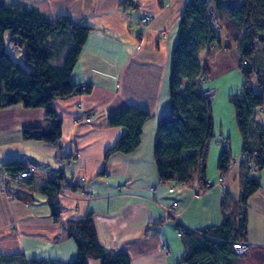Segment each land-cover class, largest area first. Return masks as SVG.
Masks as SVG:
<instances>
[{
  "label": "crops",
  "instance_id": "1",
  "mask_svg": "<svg viewBox=\"0 0 264 264\" xmlns=\"http://www.w3.org/2000/svg\"><path fill=\"white\" fill-rule=\"evenodd\" d=\"M2 1L35 7L50 19L66 15L91 30L70 77L73 83L88 84L89 91L53 103L62 121L58 144L22 137L24 126H47L43 108L19 103L0 108V170L13 159L41 168L31 176L35 183L17 187V196L0 190V254L70 262L76 246L67 236L65 221L90 212L99 243L125 251L130 264H184L185 245L176 232L178 223L191 230L202 229L220 223L224 212L241 208L242 140L230 102L244 82L236 45L223 29L214 26V47L200 53L209 75L201 88L212 91L208 101L214 136L206 161L208 186L194 192L193 185L198 186L194 181L169 191L174 183L159 180L153 146L158 121L170 109L171 54L187 0ZM144 15L151 17L147 25L140 21ZM7 48L13 51V45ZM251 82L259 91L257 83ZM78 102L82 109L77 108ZM129 105L150 114L142 126L140 143L129 154L112 153L105 159V151L124 131L109 126L108 116ZM85 115L91 119H82ZM254 119L258 124L264 122L261 115ZM225 143L231 164L221 174L217 163ZM73 176L84 181L74 187L69 184ZM252 176L259 180L246 206L245 241L252 247L237 264H264V167ZM49 180L57 181L58 221L46 197L37 191L38 185ZM175 200L177 206L172 208ZM170 209L172 215H167ZM87 264L100 262L88 258Z\"/></svg>",
  "mask_w": 264,
  "mask_h": 264
},
{
  "label": "trees",
  "instance_id": "2",
  "mask_svg": "<svg viewBox=\"0 0 264 264\" xmlns=\"http://www.w3.org/2000/svg\"><path fill=\"white\" fill-rule=\"evenodd\" d=\"M213 1L221 29L241 54L239 66L244 82L242 90L230 96V102L242 140V153L261 152L256 157L258 171L264 167V122H255L253 108L264 104V72H259L253 62L258 46L264 51V0H238L234 9L223 4L227 0ZM126 2L131 3V0ZM90 30V26L69 16L50 19L35 7L28 8L22 3L6 4L0 0V108L18 103L26 108L41 107L47 120L46 127L24 126L21 130L24 139L58 144L62 121L54 109V101L86 93L90 89L88 85L82 90V84L73 83L70 79ZM216 39L206 2L187 0L171 54L170 109L158 121L153 146L161 182L189 185L195 181L199 188L208 186L206 161L214 136L213 119L210 102L198 77L207 75L200 62V53ZM8 44L13 45V51L7 48ZM244 61L247 64H243ZM252 75L256 77L259 91L253 88ZM149 118L146 110L133 105L110 114L108 125L123 127L124 131L105 151V159L112 153L129 154L135 150L140 143L142 126ZM230 158L228 145L223 146L217 163L221 174L228 171ZM26 166L24 162L13 159L6 161L2 169L15 174ZM241 166L244 172L239 198L241 208L224 212L218 224L185 231L180 237L185 245L181 259L184 264L238 263L240 256L233 243L246 240L247 199L259 187L257 178L250 176L245 179L246 168L243 163ZM58 177L62 178L61 173ZM22 183L35 182L30 177ZM37 191L46 197L51 215L58 221L57 181L49 180L38 185ZM65 224L67 236L74 240L76 246L72 261L26 259L24 254L15 253L0 254V264H87L88 258L98 259L100 264H130L125 251L110 250L99 243L90 212L80 218L68 219Z\"/></svg>",
  "mask_w": 264,
  "mask_h": 264
},
{
  "label": "built area",
  "instance_id": "3",
  "mask_svg": "<svg viewBox=\"0 0 264 264\" xmlns=\"http://www.w3.org/2000/svg\"><path fill=\"white\" fill-rule=\"evenodd\" d=\"M206 2L207 5V14L208 17L210 19V24L212 26H217L220 27V22L218 20L217 14H216V10H215V4L213 0H204ZM239 1L238 0H227L224 1L223 4L230 9H234L237 5H238ZM151 20V17L149 15H144L141 17L140 21L141 23L147 25ZM162 34L163 37H165L164 32H160ZM214 43H210L208 45L211 46ZM244 64H247L246 61H244ZM209 79V77L207 75H201L198 77V82L199 83H203L205 81H207ZM88 88V84H82L81 85V89L85 90ZM210 93L209 89L204 90V95L206 96L207 99H209L208 94ZM82 102H78L77 103V108L78 109H82ZM253 114L254 116L257 115H261L263 116L264 119V104L262 105H258L256 107L253 108ZM82 119H84L85 121H89L91 119L90 116L85 115ZM264 143V142H263ZM228 144L225 143L224 146H227ZM261 154V152L259 150H255L253 152L250 153H241L240 155V162L243 163L245 165L246 168V175H245V179H248L250 176H252L256 171H257V161H256V157L259 156ZM230 162L228 164V166H230ZM40 166L37 163H29L25 169L16 172L15 174L1 169L0 170V190L2 192H5L6 194L10 195V196H14L15 195V191L18 187V185H20V183L27 179L30 178L32 176V174L34 172H38L40 171ZM84 178L83 177H79L76 178L75 176H73L71 178V180L69 181L70 185H74V184H79L80 182H83ZM176 184H172L169 186V191H174L176 188ZM198 186L194 185L193 186V191L197 192L198 191ZM177 206V200L173 201L172 203V208H175ZM171 208V209H172ZM166 210V214L167 215H172V210ZM190 230L185 224L182 223H178L176 225V232L177 235L179 237L183 236L184 232ZM165 247V245H164ZM233 247L235 249V252L239 255V256H245L249 250L252 247V244L247 242V241H240V242H235L233 243ZM166 248V247H165Z\"/></svg>",
  "mask_w": 264,
  "mask_h": 264
},
{
  "label": "rangeland",
  "instance_id": "4",
  "mask_svg": "<svg viewBox=\"0 0 264 264\" xmlns=\"http://www.w3.org/2000/svg\"><path fill=\"white\" fill-rule=\"evenodd\" d=\"M215 27H217L216 25H215ZM218 28H221V26L220 27H218ZM214 47V44L213 45H211V46H209L207 49H211V48H213ZM259 47V50H258V52H257V55H256V59H255V61L253 62V65H254V67H256L257 69H258V71L260 72H264V51L262 50V48L260 47V46H258ZM243 64H244V62H243ZM207 76L209 77V75H208V73H207ZM255 75H252L251 76V80L253 81V83L254 84H256V77H254ZM210 90V93L208 94V97L210 98L211 97V93H212V91H211V89H209ZM263 117V116H262ZM257 172V171H256ZM255 172V173H256ZM254 173V174H255ZM23 183L21 182L20 183V185H22ZM20 185H18V186H20ZM194 186V185H193Z\"/></svg>",
  "mask_w": 264,
  "mask_h": 264
}]
</instances>
